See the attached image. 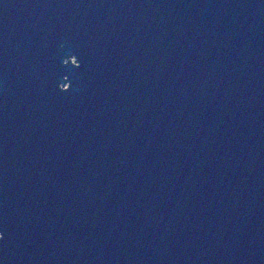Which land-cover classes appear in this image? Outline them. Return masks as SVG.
Here are the masks:
<instances>
[{"label":"water","instance_id":"95a60500","mask_svg":"<svg viewBox=\"0 0 264 264\" xmlns=\"http://www.w3.org/2000/svg\"><path fill=\"white\" fill-rule=\"evenodd\" d=\"M0 264H264V0H0Z\"/></svg>","mask_w":264,"mask_h":264},{"label":"snow or ice","instance_id":"6c2138e0","mask_svg":"<svg viewBox=\"0 0 264 264\" xmlns=\"http://www.w3.org/2000/svg\"><path fill=\"white\" fill-rule=\"evenodd\" d=\"M3 239V235H0V240H2Z\"/></svg>","mask_w":264,"mask_h":264}]
</instances>
